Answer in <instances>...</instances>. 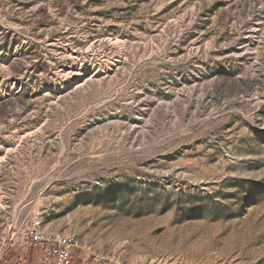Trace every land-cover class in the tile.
<instances>
[{"label": "rangeland", "instance_id": "obj_1", "mask_svg": "<svg viewBox=\"0 0 264 264\" xmlns=\"http://www.w3.org/2000/svg\"><path fill=\"white\" fill-rule=\"evenodd\" d=\"M36 216L75 264H264V0H0V235Z\"/></svg>", "mask_w": 264, "mask_h": 264}, {"label": "built area", "instance_id": "obj_2", "mask_svg": "<svg viewBox=\"0 0 264 264\" xmlns=\"http://www.w3.org/2000/svg\"><path fill=\"white\" fill-rule=\"evenodd\" d=\"M36 216L24 223L17 232L13 230L7 237L0 235V264H11L12 257H17V264H75L79 250L72 243L71 237L41 235L37 228ZM84 264H111L103 259H87Z\"/></svg>", "mask_w": 264, "mask_h": 264}, {"label": "bare ground", "instance_id": "obj_3", "mask_svg": "<svg viewBox=\"0 0 264 264\" xmlns=\"http://www.w3.org/2000/svg\"><path fill=\"white\" fill-rule=\"evenodd\" d=\"M37 228H41V235H45V236H53V235H51V234H47V233H45L44 228H43V222H42V220H41V221H37ZM61 236L71 237V238H72V243L76 244V248H77L78 250L80 249L79 242H78V240H77L75 237L70 236V235H61Z\"/></svg>", "mask_w": 264, "mask_h": 264}]
</instances>
